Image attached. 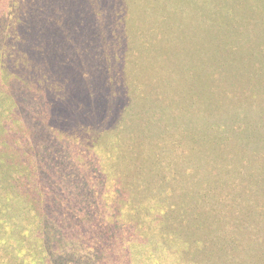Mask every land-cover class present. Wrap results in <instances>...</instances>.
I'll return each mask as SVG.
<instances>
[{
	"label": "rangeland",
	"instance_id": "1",
	"mask_svg": "<svg viewBox=\"0 0 264 264\" xmlns=\"http://www.w3.org/2000/svg\"><path fill=\"white\" fill-rule=\"evenodd\" d=\"M261 3L0 0V264H264Z\"/></svg>",
	"mask_w": 264,
	"mask_h": 264
},
{
	"label": "trees",
	"instance_id": "2",
	"mask_svg": "<svg viewBox=\"0 0 264 264\" xmlns=\"http://www.w3.org/2000/svg\"><path fill=\"white\" fill-rule=\"evenodd\" d=\"M261 2H262V0H261ZM263 6H264V0H263V3H261ZM77 10L74 12V13H70V14H68L67 15V17L62 21V24L58 27L57 26V28H56V31H57V33H59V34H62L65 38H70V39H76V37H77V34H78V31H77V18H76V16H77ZM79 13V12H78ZM56 14V13H55ZM230 14H232V18H236L237 19V17H236V15H234V13L232 12V13H230ZM6 16H7V12H6V9H2V11H1V14H0V26L1 27H3L4 28V30L6 31L7 30V28H8V26H4L5 25V23H2L1 22V20H4V19H6ZM78 18L80 17V15L79 16H77ZM19 19V17H17V16H15V18L13 19V20H11L12 21V23L14 22V21H17ZM156 19V18H155ZM163 20H165V24L162 22V24H160V22H157V24H158V26L159 27H161L164 31L165 30H167V29H169V26H171L172 25V23H169V19H168V17H164V18H162ZM157 20V19H156ZM216 19H212V18H210V22L212 23V22H214ZM20 22V21H19ZM2 23V24H1ZM13 24H15V23H13ZM76 24V25H75ZM3 25V26H2ZM30 25H32V24H30ZM30 30H32V29H30ZM31 32V31H30ZM30 32L28 31V30H26L25 31V34H27V35H29L30 34ZM31 36V35H30ZM3 37V35H0V38H2ZM8 44L9 45H11V46H13L12 44H10L9 42H8ZM207 44V43H206ZM30 44H27L25 41H24V43L22 44L20 41H17V44H16V46H13V48H15L14 49V52H15V55H16V58L18 59V60H20L21 59V55L19 54V52H21V51H24V50H33V46L31 45V46H29ZM199 47H201L202 48V50L204 51V47H206V46H199ZM8 48H10V47H8ZM5 49H7V48H5ZM7 50H9V49H7ZM11 51V50H10ZM9 51V53L7 54V52H5V56L7 57V56H9L10 55V52ZM41 51V50H40ZM11 55H13V54H11ZM40 55V54H39ZM39 55L36 57V58H39ZM41 57H43L44 58V60H42L45 64L47 63V62H49V63H51V59H50V54H41ZM23 58V57H22ZM42 58V59H43ZM22 60V59H21ZM20 60V61H21ZM4 70H6V68H2V67H0V74L2 73V72H4ZM97 79H99V78H97ZM102 91H103V89L101 88L100 89V91H98V93L99 94H101L102 95ZM85 93V96H87L88 94H89V96H91L92 97V95H95V93L94 92H91L90 90L87 92H84ZM3 95H5L4 94V92H3V90L2 89H0V96H3ZM114 150H117V151H119L120 150V148H117V147H115L114 148ZM132 150H129V151H127L126 152V154L127 155H124V157L123 158H125L127 161H129V163H128V168H130L131 166H130V162H131V159H130V157H131V155L133 154V152H131ZM128 152H131V155L128 153ZM3 154H4V152H3ZM132 158V157H131ZM5 167V163L3 162V161H1V159H0V168H2V167ZM14 167V166H13ZM4 169V168H3ZM261 194H264V186L261 188ZM249 206H251V207H253V208H249V210H251V211H258V206H256L253 202L249 205ZM158 210V213H159V216L156 218V220H153L152 221V226H156L157 227V229L158 228H161L163 225H164V221L166 222L167 221V223H166V226L167 227H169V223H168V221L169 220H171L172 218H173V214H172V218H169L168 220H167V217H165L164 215V213L162 212V211H165L166 209L165 208H163L162 209V207H160L159 209H157ZM167 212V211H166ZM165 212V213H166ZM196 242V241H195ZM204 243V242H203ZM184 244H188V241H187V239L185 240V242H184ZM203 248L205 247V246H202ZM226 250V249H225ZM262 257V261L264 262V254L261 256ZM239 263V262H238ZM252 264V263H251Z\"/></svg>",
	"mask_w": 264,
	"mask_h": 264
}]
</instances>
